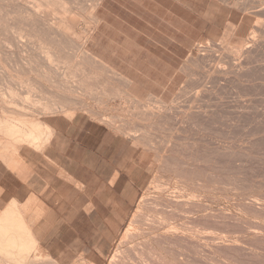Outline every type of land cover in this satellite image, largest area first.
I'll return each instance as SVG.
<instances>
[{
    "label": "rangeland",
    "instance_id": "obj_1",
    "mask_svg": "<svg viewBox=\"0 0 264 264\" xmlns=\"http://www.w3.org/2000/svg\"><path fill=\"white\" fill-rule=\"evenodd\" d=\"M6 1L0 0V47H4L0 48V69L5 71L0 74V111L12 115L4 124L18 128L8 136L22 140L23 129L29 126L45 133L49 130L47 117L68 118L85 111L122 134L137 136L136 144L150 156V178L128 225L101 264H264V0H238L242 7L236 0H179L188 22L198 12V42L183 60L172 95L163 99L128 95L120 79L112 78L89 52L85 53L96 15V9L91 12L89 8L97 7L100 0H52L66 2L68 8L71 5V13L79 20L61 22L59 29L66 32L62 36H49L51 29L43 30L46 36L43 31L37 32L40 36L34 31L33 44L22 47L16 46L13 34L21 25L25 33L28 31L25 20L21 13L9 12ZM79 14L85 16L81 19ZM86 23H93L92 28ZM2 36L12 38L11 44ZM51 43L56 55L64 58L53 55L57 59L51 57L47 64L43 54ZM13 45L15 49L8 52L6 47ZM62 49L69 52L61 55ZM22 58L27 60L21 66ZM27 62L31 68L24 71ZM60 70L64 74H59ZM2 213L0 223L19 230L21 236L14 233L25 237L19 242L25 243L27 233L19 215ZM10 227L6 228L12 231ZM6 243L3 245L8 246ZM19 247L8 250L2 246L4 253H16L12 261L18 260L7 262L9 254L0 249L1 263L57 264L37 246L25 251ZM76 264L91 263L81 259Z\"/></svg>",
    "mask_w": 264,
    "mask_h": 264
},
{
    "label": "crops",
    "instance_id": "obj_2",
    "mask_svg": "<svg viewBox=\"0 0 264 264\" xmlns=\"http://www.w3.org/2000/svg\"><path fill=\"white\" fill-rule=\"evenodd\" d=\"M182 10L179 0H100L86 48L128 95L163 99L198 42V12L188 22ZM0 115V211L20 214L57 264H101L150 178V156L137 136L77 111L47 117L43 146L17 147L3 123L11 115Z\"/></svg>",
    "mask_w": 264,
    "mask_h": 264
},
{
    "label": "bare ground",
    "instance_id": "obj_3",
    "mask_svg": "<svg viewBox=\"0 0 264 264\" xmlns=\"http://www.w3.org/2000/svg\"><path fill=\"white\" fill-rule=\"evenodd\" d=\"M2 1V0H1ZM6 1V0H5ZM9 3H10V5L8 4V7H9V12H11V13H21V15L23 16V18H24V20H25V26H27V29H28V31H26V33L24 32V30L22 29V27H23V25H21L22 27H20L22 30V32H24V33H22V32H20V28H18L19 29V33L17 32L16 33V35H14L13 34V37L15 36V39L17 40V45L16 46H20V47H22L23 45L25 46V45H28L30 42H31V39L33 40V38H32V36L34 35V31H36V33L37 32H39V33H41L44 29H51V30H53L52 31V33L51 34H48L49 36L51 35H55V37H56V35L57 36H62L63 34H66V32L65 31H61L60 29H59V24L61 23V22H75L76 23V21H78L79 19H78V16H77V14L76 13H71V10L69 9L70 7H71V5H70V7L68 8V6H66L67 4H66V2L64 3H62V2H60L59 4L58 3H56V5L58 4V5H60V6H56V5H54L55 3H53V1L52 0H45V1H42V0H7ZM7 1H6V3H7ZM63 1H66V0H63ZM69 1V0H68ZM74 1H77V0H74ZM92 1V0H91ZM96 1H98V0H96ZM96 1H94L95 3H96ZM227 1V0H226ZM237 1V2H236ZM235 2H236V4L240 1H238V0H236ZM57 2H59L58 0H57ZM73 2V1H72ZM70 3V4H73V3ZM78 2V1H77ZM77 2H76V4H77ZM82 2V1H81ZM80 2V3H81ZM85 2V1H84ZM83 2V3H84ZM240 2H242V1H240ZM245 2V1H244ZM248 2V1H247ZM249 2L250 3H252L251 2V0H249ZM92 3H93V1H92ZM249 3V4H250ZM2 4V3H1ZM66 4V5H65ZM68 4H69V2H68ZM235 4V3H234ZM237 5H240V4H237ZM243 5V4H242ZM245 5H246V3H245ZM56 6V7H55ZM76 6V5H75ZM79 6V5H78ZM241 6V5H240ZM239 6V7H240ZM72 7H74L73 5H72ZM85 7H87V6H85ZM96 6L95 5H91V8H89L90 10H91V12H93L96 8H95ZM242 7V6H241ZM3 8H4V6H3ZM246 8V7H245ZM247 8H248V6H247ZM246 8V9H247ZM7 9V8H6ZM72 9H76V7L75 8H72ZM244 10V9H243ZM261 10V9H260ZM7 11V10H6ZM75 11V10H74ZM76 11H79V10H76ZM75 11V12H76ZM81 11V10H80ZM87 11V10H86ZM246 11V10H245ZM88 12V11H87ZM7 13H8V11H7ZM85 13V12H84ZM12 14V15H13ZM87 14V13H86ZM8 15V14H7ZM6 15V16H7ZM15 15V14H14ZM13 15V16H14ZM12 16V17H13ZM19 16V15H18ZM21 16V17H22ZM79 16H80V14H79ZM83 16H85L84 14H83ZM83 16H80V18L81 17H83ZM87 16V15H86ZM94 16H95V14H94ZM16 17V16H15ZM9 18V17H8ZM17 18V17H16ZM86 18V17H85ZM89 18V17H88ZM96 16H95V22H96ZM14 19V18H13ZM82 19V18H81ZM91 19V18H90ZM98 19V18H97ZM7 20V18L4 20V21H6ZM18 20V19H17ZM17 20H16V22H17ZM23 19H21V21H22ZM3 21V22H4ZM15 21V20H14ZM88 21V20H87ZM87 21H85V22H87ZM93 21V20H92ZM85 22H84V25H85ZM89 22V21H88ZM87 22V23H88ZM94 22V23H95ZM86 23V24H87ZM78 24V23H77ZM93 24V23H92ZM92 24H87V25H89L90 27L92 26ZM11 24H9V26H10ZM65 25V24H64ZM74 25V24H73ZM86 25V26H87ZM13 26V25H12ZM15 26V25H14ZM13 26V27H14ZM69 26V25H68ZM75 26V25H74ZM79 26V25H78ZM64 27V26H63ZM1 28V27H0ZM77 28V27H76ZM92 28V27H91ZM39 29H41V31L39 30ZM89 29V28H88ZM256 30H257V28H255ZM259 29V28H258ZM5 30V29H4ZM90 30V29H89ZM14 31V30H13ZM13 31H11V32H13ZM70 30H68V32H69ZM83 31H85L84 29H83ZM90 31H92V29L90 30ZM15 32H16V28H15ZM70 32H72V31H70ZM35 33V34H36ZM39 33H37L38 34V36H40L39 35ZM73 33V32H72ZM84 33V32H83ZM256 33H257V31H256ZM258 33H259V31H258ZM261 33H264V32H261ZM7 34H8V32H7ZM74 35H75V33H73ZM88 34V33H87ZM227 34V33H226ZM10 36L12 35V33L11 34H9ZM43 35H44V31H43ZM46 35H47V33H46ZM46 35H44V36H46ZM71 35V33H69V36ZM86 35V34H85ZM260 35V34H259ZM7 36V35H6ZM9 36V37H10ZM69 36H68V38H69ZM80 36V35H79ZM84 36V35H83ZM89 36V35H88ZM88 36H87V38H88ZM12 37V36H11ZM12 37V38H13ZM43 37V36H42ZM52 37H54V36H52ZM71 37V36H70ZM73 37V36H72ZM2 39H3V36L1 37ZM7 38V37H6ZM5 37H4V39L6 40V42L7 41H9V40H12V38H10L9 40H7ZM74 38V37H73ZM82 38V37H81ZM3 39V40H4ZM66 39V38H65ZM69 39H71V38H69ZM69 39H67V40H69ZM75 39H78L79 40V38H78V36H76V38ZM75 39H73V40H75ZM16 40H14L15 42H16ZM45 40V39H44ZM59 40V39H58ZM72 40V39H71ZM77 40V41H78ZM56 41V40H55ZM63 41V40H62ZM87 41V40H86ZM2 42V41H1ZM4 42V41H3ZM10 42V44H11V41H9ZM14 42V43H15ZM33 42H34V40H33ZM43 42V41H42ZM8 43V42H7ZM26 43H28V44H26ZM32 43V42H31ZM56 43V47H57V42H55ZM65 43V42H64ZM68 43H69V41H68ZM67 42H66V44H68ZM74 43H76V41H74ZM81 43V42H80ZM3 44V43H2ZM4 44H6V43H4ZM33 44V43H32ZM35 44V43H34ZM46 44H48V43H46ZM85 44H86V42H85ZM254 44H256V43H254ZM258 44H259V42H258ZM262 44H264L263 42H262ZM7 45V44H6ZM6 45H4V46H6ZM9 45V44H8ZM50 45V44H49ZM51 45L52 46H48V48H47V50L45 51V53L43 54V51H42V53L41 54H43V55H45V60L46 61H48L47 62V64H49V63H51L52 61H50L51 60V57L53 58V55H55V56H57L58 57V59H60V58H62V56L60 57L59 55H56V52L54 51V46H53V44L51 43ZM62 45H64L63 43H62ZM84 45V44H83ZM260 45H261V43H260ZM30 46H32V45H30ZM41 46H43V47H45V45H41ZM65 46V45H64ZM74 46V45H73ZM244 46H246V45H244ZM247 46H251V44L250 45H247ZM262 46V45H261ZM1 47H3V46H1ZM0 47V48H1ZM11 47H13L14 49H15V46L13 45V46H8V47H6V48H8L7 50H8V52L10 51H12V48ZM40 47V46H39ZM67 47V46H66ZM66 47H63L62 46V48L64 49V48H66ZM24 48V47H23ZM46 48V47H45ZM54 48V49H53ZM60 48H61V46H60ZM78 48V47H77ZM80 48V47H79ZM82 48V47H81ZM84 48V47H83ZM83 48L82 49H80L81 51L83 50ZM244 48V47H243ZM2 49V48H1ZM0 49V50H1ZM3 49H4V47H3ZM16 49H18V50H20L18 47H16ZM41 49H42V47H41ZM63 49H62V51H61V55H63ZM68 49V48H67ZM72 49V48H71ZM245 49V48H244ZM25 50H26V48H25ZM29 50H30V48H29ZM60 50L61 49H59V52H60ZM69 50V49H68ZM67 50V51H68ZM76 51H77V49H75ZM240 50V49H239ZM247 50H249V49H247ZM235 51V50H234ZM250 51V50H249ZM252 51V50H251ZM257 51V50H256ZM1 52V51H0ZM7 52V53H8ZM27 52V51H26ZM58 52V54H60ZM69 52V51H68ZM68 52H66V53H64V54H67ZM78 52V51H77ZM84 52V51H83ZM88 51L86 50V52L85 53H87ZM253 52V51H252ZM4 53H6V52H4ZM4 53H2V54H4ZM13 53V55H14V53L15 52H12ZM82 53V52H81ZM248 53V52H247ZM256 53V52H255ZM26 54V53H25ZM28 54H30V53H28ZM72 54H74V53H72ZM89 54V53H88ZM208 54V53H207ZM226 54V53H225ZM237 54H238V51H237ZM5 55V54H4ZM8 55V54H7ZM9 55H10V53H9ZM15 55H17V52L15 53ZM43 55H42V57H43ZM71 55V54H70ZM78 55V54H77ZM255 55V54H254ZM11 56V55H10ZM25 56V55H24ZM68 56V55H67ZM80 56H81V54H80ZM86 56V55H85ZM212 56V55H211ZM220 56V55H219ZM218 56V57H219ZM241 56V55H240ZM13 57V56H12ZM15 57V56H14ZM17 57H19V55L17 56ZM60 57V58H59ZM72 57V56H71ZM75 57V56H74ZM210 57V56H209ZM239 57V56H238ZM2 58V57H1ZM29 58V57H28ZM56 58V57H55ZM55 58H53V59H55ZM64 58V57H63ZM62 58V59H63ZM67 58V57H66ZM79 58V57H78ZM57 59V58H56ZM71 59V58H70ZM69 59V60H70ZM227 59V58H226ZM21 60V59H20ZM26 61L25 59H23L22 58V60L21 61ZM20 61V63H21V66L22 65H24V61H23V64H22V62ZM29 61V60H28ZM72 61V60H71ZM36 62V61H35ZM34 62V63H35ZM67 62V61H66ZM74 62H75V59H74ZM227 63V62H226ZM32 63H30V65H31ZM231 64V63H230ZM53 65V64H52ZM52 65L49 67V68H51L52 67ZM56 65V64H55ZM66 65V64H65ZM70 65V64H69ZM76 65V64H75ZM227 65H229V64H227ZM25 66H27V67H23V69H24V71L26 70V68H28V66H29V62H27V63H25ZM34 66V65H33ZM32 66V67H33ZM48 66V65H47ZM30 67V66H29ZM55 68H57L58 69V66L56 67V66H54ZM71 67V66H70ZM77 67H80L79 65H77ZM76 67V68H77ZM1 68V67H0ZM31 68V67H30ZM28 69L29 71L30 70H32V69ZM48 68V70H50ZM59 68H61V70H62V68H63V66H61V67H59ZM67 68V67H66ZM16 69V68H15ZM20 69V68H19ZM21 69H22V67H21ZM35 70H36V68H34ZM51 69H53V68H51ZM65 69V68H64ZM69 69V68H68ZM242 69V68H241ZM43 70H45V68L43 69ZM56 70V69H55ZM59 71V74H60V72H61V74H64V73H62V71ZM66 70V69H65ZM77 70V69H76ZM224 70V69H223ZM243 70V69H242ZM23 71V70H22ZM42 71V70H41ZM50 71H53L54 72V70H50ZM50 71H47V72H50ZM27 73H28V71H26ZM36 72V71H35ZM63 72H66V73H68L67 71H63ZM238 72V71H237ZM5 73V71L3 70V69H0V74H4ZM41 73V72H40ZM51 73V72H50ZM50 73H48V74H50ZM57 73H58V70H57ZM71 73V72H70ZM78 73V72H77ZM79 74V73H78ZM45 75H47V74H45ZM56 75V74H55ZM58 75V74H57ZM81 75V74H80ZM48 77H49V75H47ZM50 76H52L51 74H50ZM62 75H60V77H61ZM45 77V76H44ZM63 77V76H62ZM46 78V77H45ZM73 78V77H72ZM50 79H51V77H50ZM49 79V80H50ZM85 80H86V77H85ZM31 81V80H30ZM28 82V81H27ZM26 82V83H27ZM32 82V81H31ZM33 82H34V80H33ZM36 82V81H35ZM34 82V83H35ZM72 82V81H71ZM24 84V85H26L27 86V84H29V83H27V84ZM37 83V82H36ZM74 83V82H73ZM73 83H71V84H73ZM83 83V82H82ZM61 84V83H60ZM36 85V84H35ZM38 85V84H37ZM41 85V84H40ZM52 85V84H51ZM66 85V84H65ZM64 85V86H65ZM69 85V84H68ZM0 86H1V84H0ZM30 86V85H29ZM34 86V85H33ZM63 86V85H62ZM75 86V85H74ZM83 86V85H82ZM204 87H205V84L203 85ZM9 87V86H8ZM22 87H24V86H22ZM31 87V86H30ZM40 87V86H39ZM41 87H42V85H41ZM43 87H44V85H43ZM42 87V88H43ZM47 87V86H46ZM57 87V86H56ZM18 88V87H17ZM35 88V87H34ZM42 88L40 89V88H38V89H40V90H42ZM76 88H79L78 86L76 87ZM81 88V87H80ZM9 89V88H8ZM11 89V88H10ZM24 89V88H23ZM28 89H29V87H28ZM30 89H32V88H30ZM36 89H37V87H36ZM47 89V88H46ZM49 90H50V88H48ZM67 89H68V87H67ZM14 90V89H13ZM43 90H44V88H43ZM42 90V91H43ZM10 91V90H9ZM25 91H27V90H25ZM32 91V90H31ZM39 91V90H38ZM75 91V90H74ZM13 92V91H12ZM210 92V91H209ZM43 94H44V92H43ZM46 94H47V92H46ZM38 96V95H37ZM222 96V95H221ZM12 98V97H11ZM12 101V100H11ZM15 101V100H14ZM1 102V101H0ZM4 103V102H3ZM217 103V102H216ZM15 104V103H14ZM35 104V103H34ZM37 104V103H36ZM3 105V104H2ZM1 105V106H2ZM4 105H5V103H4ZM33 105V104H32ZM8 106V105H7ZM6 107V106H5ZM4 107V108H5ZM11 107H13V106H11ZM8 108V107H7ZM75 108V107H74ZM2 109V108H1ZM17 109V108H16ZM238 109V108H237ZM73 111L75 110V109H72ZM68 111V110H67ZM70 111V110H69ZM13 112V111H12ZM11 112V113H12ZM7 114V113H6ZM188 114V113H187ZM11 115V114H10ZM32 115V114H31ZM189 115V114H188ZM12 116V115H11ZM0 117H1V115H0ZM13 118H15V117H13ZM4 118L2 117V120H3ZM7 119V118H6ZM5 120V119H4ZM10 121V120H9ZM14 121V120H13ZM1 122V121H0ZM5 122H6V120H5ZM9 123V122H8ZM21 123H22V120H21ZM10 124V123H9ZM16 124V123H15ZM33 124H35L33 127L35 128V126H37L38 127V125H36V123H33ZM32 124V125H33ZM25 125V124H24ZM2 126H4V128H5V125H2ZM7 127H8V129H7V131L9 132V133H11V134H13V133H16L17 131H16V129H18L17 127H16V129L14 130V124L13 125H6ZM28 126H29V124H28ZM193 126H195V125H193ZM198 126V125H197ZM1 127V126H0ZM19 127V126H18ZM30 127V126H29ZM28 127V130H27V128H26V130H24L22 127V129H23V132H22V140L20 139V140H18V142H17V147L19 146V143H25V144H29V145H32V146H34V147H36V148H39V147H41V146H43V144L45 143L44 141H46L47 139H48V137H49V135H50V131L48 130V131H46V129L44 130V132L46 133H43L42 132V130H41V132L39 133V132H37V131H35L34 129H32V130H30L31 128H29ZM37 127L35 128L36 130H37ZM43 127V126H42ZM1 128H3V127H1ZM3 128V130H5ZM44 128V127H43ZM20 129V128H19ZM22 129H20V131L22 130ZM6 131V130H5ZM19 131V132H20ZM3 132V131H2ZM1 133V132H0ZM21 133V132H20ZM4 134V133H3ZM43 134V135H42ZM5 135V134H4ZM10 135V134H9ZM16 137L18 136V133H17V135H15ZM18 138V137H17ZM12 139V138H11ZM10 140V139H9ZM23 141V142H22ZM13 145H14V143H13ZM5 149V148H4ZM170 150V149H169ZM7 152V151H6ZM226 156V155H225ZM170 158V157H169ZM168 162V161H167ZM183 173V172H182ZM182 178V177H181ZM190 178V177H189ZM216 181V180H215ZM156 186V185H155ZM169 201V200H168ZM186 204V203H185ZM14 208V207H13ZM188 208V207H187ZM11 209V208H10ZM19 209V208H18ZM167 209V208H166ZM184 209V208H183ZM7 211H3V213L5 212L6 214L8 213V209H6ZM25 211V210H24ZM13 212V211H12ZM1 214V215H6L5 213L4 214ZM18 213V212H17ZM16 214V213H15ZM20 215V214H19ZM25 215V214H24ZM11 216H13V218H14V215L12 214ZM10 216V217H11ZM16 216L18 217V215L16 214ZM3 217V216H2ZM0 218V221L4 218ZM6 217V216H5ZM8 218H9V215L7 216ZM6 217V218H7ZM17 217H16V219H17ZM20 217V216H19ZM18 217V218H19ZM10 219V218H9ZM8 220V219H7ZM6 220V221H7ZM14 220V219H13ZM11 221H12V219H11ZM14 221H16L18 224H19V221L18 220H14ZM13 221V222H14ZM20 221H22L21 219H20ZM2 222H4V221H2ZM7 222H10V220L9 221H7ZM12 222V223H13ZM15 222V223H16ZM6 223V222H5ZM5 223H3V225L5 224ZM11 223V222H10ZM22 223H23V221H22ZM21 224V223H20ZM19 224V225H20ZM1 223H0V249H2V246H4V247H6V249H8V247L10 248H16L17 250H18V246H20L19 248H22V247H24L25 249H23L24 251L26 250V247L27 248H29L30 246V248H32V246H38L37 244H36V241H35V239H33V237L30 235V233H29V231L27 230V226L25 227V229H26V233H27V243L25 242V243H23L22 244V242L21 243H19L20 241H23L24 239H25V237L22 239L20 236H21V234H20V232H19V230H17V231H15V230H13L12 229V227H10L9 225H7V226H3ZM13 226H14V224H12ZM16 225V224H15ZM25 225V224H24ZM22 226V225H21ZM20 226V227H21ZM6 227H10L11 229H12V231L10 230V229H8V228H6ZM19 227V226H18ZM16 228V227H15ZM22 228V227H21ZM17 229V228H16ZM20 229V228H19ZM14 231L15 232H18L19 234H20V236H18L19 234L17 233V236H16V234L14 233ZM20 231H21V229H20ZM22 233H23V231H22ZM127 233H129V231L128 232H125V234H124V236H126V235H128ZM25 234V233H24ZM23 234V235H24ZM19 238H21V240L19 239ZM7 242V243H6ZM24 242V241H23ZM4 243H6V244H8V246H5V245H3ZM192 243V242H191ZM166 245V244H165ZM10 248V249H11ZM40 248V247H39ZM5 249V250H6ZM10 249H8V250H10ZM3 250V249H2ZM141 250V249H140ZM24 251H19L20 253L21 252H24ZM146 251V250H145ZM2 252V251H1ZM1 252H0V254H1ZM8 253L9 254V252L8 251H5V253ZM4 253V250H3V253L2 254H5ZM20 253H17V255L18 256H20L21 254ZM134 253V252H133ZM132 253V254H133ZM7 254V255H8ZM14 254H16V253H14ZM14 254H12L11 253V251H10V254L6 257V259L8 260L7 262H15V261H17V260H13L12 261V258H13V255ZM23 256H25L24 254H23ZM182 256V255H181ZM8 257H9V259H8ZM15 257H16V255H15ZM184 257V256H183ZM18 258V257H17ZM23 258H25V257H23ZM22 257H19V260L20 259H23ZM141 259V258H140ZM26 260V259H25ZM34 260V259H33ZM136 260V259H135ZM182 260V259H181ZM21 262H25L24 260H21ZM33 262V261H32ZM0 264H2L1 263V261H0ZM14 264V263H13ZM20 264V263H19ZM22 264V263H21ZM144 264V263H143Z\"/></svg>",
    "mask_w": 264,
    "mask_h": 264
}]
</instances>
